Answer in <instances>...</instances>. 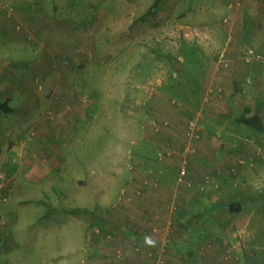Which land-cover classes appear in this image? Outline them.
Instances as JSON below:
<instances>
[{"label":"crops","instance_id":"obj_1","mask_svg":"<svg viewBox=\"0 0 264 264\" xmlns=\"http://www.w3.org/2000/svg\"><path fill=\"white\" fill-rule=\"evenodd\" d=\"M45 1L0 0L6 8L0 9V104L5 105L0 109V175L8 167L15 173L11 203L0 204V264H63L58 259L66 255L73 258L70 264H248L249 253L261 245L248 239L246 224L228 217L246 214L243 192L254 190L264 171V62L248 64L243 56L230 71L228 64L219 65L218 73L204 76L195 93L205 95V108L186 120L174 113L170 134L155 133L156 152L134 156L116 202L107 203L93 191L88 196L80 171L88 158L79 135L71 134L84 123L75 106L79 74L75 65H63L66 54L82 48L77 24L65 16L50 17ZM51 1L60 13L61 0ZM174 1L158 0L155 10L163 15ZM214 96L230 102L229 109L212 101ZM192 122L198 139L188 134ZM26 127L35 131L33 139L37 132L45 134L33 143L28 132L26 144L34 151L29 156L20 140ZM39 143L46 145L38 152ZM50 143L64 152H54ZM186 161L188 174L182 180ZM68 163L74 164L72 170ZM72 175L78 179L71 180ZM67 178L74 203H47L39 195L18 200L17 192L28 186H42L43 194L57 191L63 198ZM233 203H240L241 212H231ZM61 225L68 230L64 236ZM37 233L53 249L32 255L30 241ZM253 236L257 240V230Z\"/></svg>","mask_w":264,"mask_h":264},{"label":"rangeland","instance_id":"obj_2","mask_svg":"<svg viewBox=\"0 0 264 264\" xmlns=\"http://www.w3.org/2000/svg\"><path fill=\"white\" fill-rule=\"evenodd\" d=\"M227 1L175 0L174 5L170 6L172 8L167 7L163 15L155 10L158 0H61V14L54 11V2L45 1L49 4L47 10L51 11L50 17L65 16L63 18L68 23L77 24L76 37L82 43L76 55L70 52L71 55L68 53L64 56L65 63L62 64L65 67L75 65L79 74L75 84V106L76 114L81 115L84 123H80L77 130L72 128L71 134L79 135L83 143L80 145L82 154L88 158L80 165L88 196L93 191L99 200L107 197V203L116 202L123 181L130 175L129 168L134 156L146 157L156 152L155 133L161 131L170 134L176 113L184 114L186 120L193 111L197 113L201 112L203 106L205 108V95L195 93L199 91L204 76L218 73L219 65L228 64L227 70L233 64L235 67L239 60L243 61L245 49L252 48L264 53V0ZM0 9L6 8L0 4ZM76 18L79 21L76 22ZM76 56H79L81 64L76 63ZM240 67L243 65L240 64ZM252 80L245 82L251 84ZM223 99L214 96L212 101L225 105V110L229 109L227 107L231 103L223 102ZM251 103L249 100L247 104L251 106ZM181 107L186 112L180 111ZM162 122H168V127ZM156 125L162 128L158 130ZM246 129L252 131L251 128ZM30 130L26 127L20 136L26 145L25 155L28 156L34 152L30 150L31 144H26L30 141L27 140ZM30 132L33 143L41 141L42 137L45 139L43 132L40 135L37 132L35 139V131L32 129ZM21 141L20 144H23ZM179 141L182 142L183 138ZM45 145L39 143L36 151L44 150ZM59 145L50 143L53 149L56 147L54 152H64ZM48 149L52 150L49 146ZM172 150L177 149L173 147ZM55 161L61 162L58 158ZM67 167L72 170L74 164L68 163ZM8 168L5 169L12 178L9 189L11 200L15 173ZM259 176L254 190L243 192L246 214L228 217L229 221L238 219L242 227L246 224L244 229L249 234L248 239L252 238L251 242L258 241L261 245L257 251L254 249L249 253L248 264H264V171ZM70 179L78 178L72 175ZM229 186L233 189V183ZM70 187L68 184L63 198L57 191L40 193L42 186H28L26 191L17 192V197L20 201H26L27 197L39 195L47 203H74V193L69 190ZM231 193V197L227 195L228 200L234 196L233 190ZM223 197L226 199L225 193ZM61 228L64 236L68 232L67 227L61 225ZM256 230L259 233L257 240L253 236ZM36 231L39 229L36 228ZM34 235L30 241L32 255H38L43 248H51L46 238L39 233ZM23 239L27 240L25 237ZM0 242H4L2 238ZM55 257L57 262L58 256ZM63 257L59 256L58 259L64 261L63 264L74 262L71 256L66 255L64 260ZM53 258L49 257L50 262Z\"/></svg>","mask_w":264,"mask_h":264},{"label":"built area","instance_id":"obj_3","mask_svg":"<svg viewBox=\"0 0 264 264\" xmlns=\"http://www.w3.org/2000/svg\"><path fill=\"white\" fill-rule=\"evenodd\" d=\"M246 63L251 64L254 62H264V53L252 48L245 49L243 52ZM227 65V64H226ZM165 123L164 126H167ZM189 136L194 139L199 138V134L194 122L191 123ZM188 174V162H184L180 170V179H184ZM12 178L9 171H4L0 175V204H7L10 200L9 189Z\"/></svg>","mask_w":264,"mask_h":264},{"label":"trees","instance_id":"obj_4","mask_svg":"<svg viewBox=\"0 0 264 264\" xmlns=\"http://www.w3.org/2000/svg\"><path fill=\"white\" fill-rule=\"evenodd\" d=\"M4 108H5V105L4 104H0V109L3 110ZM230 210H231L232 213L241 212L242 209H241L240 203L231 204Z\"/></svg>","mask_w":264,"mask_h":264}]
</instances>
